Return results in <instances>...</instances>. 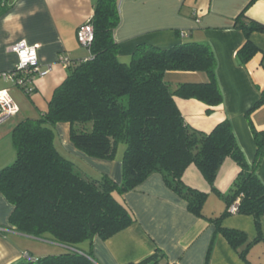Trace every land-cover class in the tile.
Returning <instances> with one entry per match:
<instances>
[{"label":"trees","instance_id":"1","mask_svg":"<svg viewBox=\"0 0 264 264\" xmlns=\"http://www.w3.org/2000/svg\"><path fill=\"white\" fill-rule=\"evenodd\" d=\"M119 3L96 1L90 20L94 27L90 56L72 60L46 112L21 119L12 131L16 158L0 169V189L14 205L10 223L22 233L54 240L69 250L44 256L25 252L11 264H98L92 251L82 250L78 244L96 235L110 238L133 224L134 212L116 194L135 189L152 173H161L166 183L186 199L190 211L206 217L203 209L208 193L183 180L191 163L199 167L212 191L226 202L225 211L209 220L234 248L239 250L247 243L239 250L247 259L249 247L262 237L264 181L257 168L264 159V129L256 127L251 115L264 104V87L256 84L260 98L246 113L256 144L250 163L229 118L204 132L186 121L175 100L176 96L196 98L209 106L207 113L224 101L211 44L189 41L160 48L143 43L136 47L129 62H123L114 36L120 23ZM235 27L246 36L235 53L237 63L246 67L262 52L251 34L264 33V23L243 10ZM169 70L202 71L208 79L172 87L165 80ZM59 122L71 124L72 141L89 155L113 159L119 145L125 144L122 183L107 174L92 178L81 173L56 145ZM227 157L236 161L240 172L230 190L222 193L215 182ZM235 203L236 213L254 216L258 231L255 240L249 241L242 230L222 226V219ZM212 249L213 245L208 261ZM163 256L156 249L145 260L128 264H151Z\"/></svg>","mask_w":264,"mask_h":264},{"label":"crops","instance_id":"2","mask_svg":"<svg viewBox=\"0 0 264 264\" xmlns=\"http://www.w3.org/2000/svg\"><path fill=\"white\" fill-rule=\"evenodd\" d=\"M96 1L0 0V72L14 68L18 58L10 47L21 39L39 44L40 65L44 69L50 68L47 74L34 78L36 89L32 94H27L13 82L0 79V88H6L20 107L16 116L0 126V139L12 134L21 119L38 117L49 109L55 89L68 75V67L61 62L63 54L73 61L90 56V49L79 43L77 30L91 20ZM119 10L120 23L114 36L120 45L119 58L123 62H129L136 47L143 43L160 48L189 41L211 44L217 57V75L224 101L212 107L211 113H207L209 106L196 98L176 96V103L186 121L204 132L212 131L219 122L229 118L248 161L252 163L256 144L246 113L260 98L256 84L264 87V33L251 34L252 41L262 52L246 67L241 66L235 53L246 36L235 27V21L245 10L247 16L264 23V0H120ZM207 79L208 75L202 71L169 70L165 73V80L172 87ZM251 116L256 127L264 129V104ZM56 130L58 149L81 173L92 178L107 174L122 183L125 148L120 151L119 145L113 159L96 157L74 144L69 122L57 123ZM239 172L240 166L227 157L216 178L218 190L227 193ZM257 172L264 181V159ZM183 180L208 193L203 209L206 217L190 211L186 199L166 183L161 173H152L135 189L117 195L132 209L136 221L110 238L96 235L79 243L78 247L91 250L98 264L139 263L156 249L164 256L151 264H264V216L261 219L262 237L249 247L247 259H244L239 250L247 243L239 250L234 248L208 218L225 211L224 198L212 191L195 163L186 168ZM13 208L0 189V264H11L28 252L11 235L37 238L14 229L10 223ZM221 224L244 231L249 241L258 237L252 215L230 210ZM211 245L213 249L208 261Z\"/></svg>","mask_w":264,"mask_h":264},{"label":"built area","instance_id":"3","mask_svg":"<svg viewBox=\"0 0 264 264\" xmlns=\"http://www.w3.org/2000/svg\"><path fill=\"white\" fill-rule=\"evenodd\" d=\"M77 38L80 44L90 48L94 40V27L90 20L79 26ZM38 49L39 44L29 43L26 39L14 43L10 50L17 54V63L13 69L1 71L0 79L13 82L27 94H32L36 89L34 78L38 75L43 76L50 71V68L44 69L41 67ZM61 62L68 67L73 61L69 55L63 54ZM19 111L20 107L10 92L6 88H0V126L16 116ZM230 210L236 212L237 203L233 204Z\"/></svg>","mask_w":264,"mask_h":264},{"label":"rangeland","instance_id":"4","mask_svg":"<svg viewBox=\"0 0 264 264\" xmlns=\"http://www.w3.org/2000/svg\"><path fill=\"white\" fill-rule=\"evenodd\" d=\"M15 95V94H14ZM17 99L18 96L15 95ZM4 135V134H3ZM125 144H120V151H123ZM16 158V149L13 144L12 134L3 136L0 139V169L14 162ZM119 195V194H116ZM49 236V235H48ZM14 239L19 241V244L30 251L36 256L47 255V254H58L61 252L68 251V247L63 245H58L50 239L46 238H32V237H16L11 235ZM82 243V242H81Z\"/></svg>","mask_w":264,"mask_h":264}]
</instances>
